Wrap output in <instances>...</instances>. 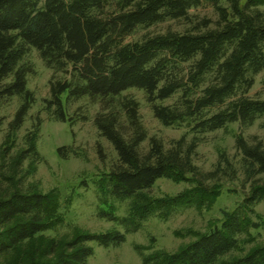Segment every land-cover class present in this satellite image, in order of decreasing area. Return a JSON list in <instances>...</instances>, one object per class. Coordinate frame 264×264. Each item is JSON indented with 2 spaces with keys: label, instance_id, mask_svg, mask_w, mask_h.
I'll use <instances>...</instances> for the list:
<instances>
[{
  "label": "trees",
  "instance_id": "trees-1",
  "mask_svg": "<svg viewBox=\"0 0 264 264\" xmlns=\"http://www.w3.org/2000/svg\"><path fill=\"white\" fill-rule=\"evenodd\" d=\"M263 5L264 0H0V109L19 99L0 147V260L86 264L93 253L88 243L116 247L125 238L117 231H76L71 239L44 236L62 218L54 194L24 184L22 163L36 156L33 144L9 158L8 139L34 102L26 88L32 68L24 60L33 49L51 71L44 107L54 120H77L67 115L68 102L85 98L98 104L93 126L116 157L101 178L100 192L103 198L129 201L127 216L120 219L125 232L135 231L151 216L165 218L181 207L211 204L222 179L241 177L248 185L241 204L223 211L209 231L174 252L141 255L142 264H264V245L244 253L240 239L254 240L249 230L259 226L247 212L260 203L264 207V141L236 135L238 161L221 153L209 172L193 162L198 135L231 124L251 127L264 117V99L248 95L256 76L263 73L264 81ZM194 10H209L211 17L192 15ZM167 22L181 26L150 31ZM129 90L143 93L160 125L184 126L192 137L167 144L148 137L138 103L124 95ZM166 101L170 103L164 105ZM3 121L0 117V133ZM260 127L264 132V123ZM64 150L57 152L66 159ZM95 151L104 163L98 143ZM158 180L193 185L177 196L154 200L148 191Z\"/></svg>",
  "mask_w": 264,
  "mask_h": 264
},
{
  "label": "rangeland",
  "instance_id": "rangeland-1",
  "mask_svg": "<svg viewBox=\"0 0 264 264\" xmlns=\"http://www.w3.org/2000/svg\"><path fill=\"white\" fill-rule=\"evenodd\" d=\"M246 0H240L244 4ZM264 12V5L260 7ZM192 15L209 16V10H194ZM178 22H167L150 29L151 32H162L167 28L177 30ZM132 37L131 39H135ZM25 62L32 72L27 76L26 88L33 94L31 105L21 127L8 140L9 158L16 157L21 150H26L32 143L36 156L23 161L22 168L27 172L24 184H32L43 194L52 193L60 204L59 214L61 223L52 230L44 233L50 239H71L76 231L89 234H100L111 231L123 233L124 242L116 247L102 248L95 243H88L92 248V256L86 264H142L141 255H148L154 251L174 252L187 244L196 235L205 233L213 224H218L222 212H230L237 208L248 195V185L239 180L229 182L222 179L218 197L201 208L195 206L181 207L165 218L151 216L141 221L135 231L125 232V226L120 222L127 216L129 201H114L103 198L100 192V182L104 173L116 157L111 146L98 136L93 126V116L99 111L97 103L87 99L68 102L66 113L70 118L77 119L73 124L58 122L45 111L44 100L48 98V82L51 71L40 60L37 52L29 50ZM59 77V76H58ZM138 103L141 123L148 137H156L164 144L187 135V129L181 127H163L152 116L145 102L142 92L129 90L124 93ZM248 95L253 98L264 99L263 73L255 77V82ZM64 97L62 101L64 102ZM166 101L163 104H169ZM19 105L18 98H12L2 104L0 117L4 120L0 133V147L6 142V124L9 122ZM85 117L81 120L80 118ZM264 117L257 120L251 127L241 128L231 124L215 132L198 135L194 165L201 172L213 169L218 156L224 153L233 162L238 161L234 150V137L238 134L246 139L255 136L264 141L261 124ZM29 136H32L31 138ZM30 138L29 142L27 138ZM8 143V142H7ZM102 147L105 154L104 163L100 162L95 151L96 144ZM146 147V142L142 148ZM65 149L66 159L59 157L57 149ZM193 184L186 182L173 183L168 180H158L148 191V196L154 200L171 198ZM212 184L209 183V186ZM253 213H248L252 222L258 224V229H250L253 241L246 242L241 247L245 253L254 245H264V207L257 204L252 207ZM113 218V219H110ZM263 221V222H262ZM235 253L233 256H238ZM9 261L1 259L0 264Z\"/></svg>",
  "mask_w": 264,
  "mask_h": 264
}]
</instances>
